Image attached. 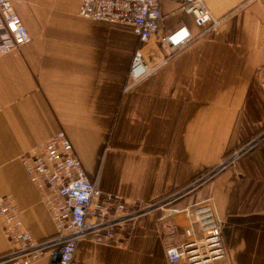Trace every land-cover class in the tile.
Segmentation results:
<instances>
[{
	"label": "crops",
	"instance_id": "0c3cea01",
	"mask_svg": "<svg viewBox=\"0 0 264 264\" xmlns=\"http://www.w3.org/2000/svg\"><path fill=\"white\" fill-rule=\"evenodd\" d=\"M205 3L223 17L216 32L196 24L178 1L161 0L158 31L140 40L131 25L81 16L80 0L13 2L31 40L0 54V197L12 198L36 238L55 225L21 157L60 129L99 188L150 201L221 162L248 125L260 128L264 0ZM178 24L193 36L166 57L160 37ZM136 49L154 68L128 86ZM263 179L251 198L243 188L247 167L230 165L175 202L212 197L227 257L211 264H264ZM179 219L153 211L118 244L83 237L71 264H184L165 253L178 241ZM6 248L0 229V253ZM48 261L44 255L31 264Z\"/></svg>",
	"mask_w": 264,
	"mask_h": 264
},
{
	"label": "built area",
	"instance_id": "2783aa9c",
	"mask_svg": "<svg viewBox=\"0 0 264 264\" xmlns=\"http://www.w3.org/2000/svg\"><path fill=\"white\" fill-rule=\"evenodd\" d=\"M15 0H0V54L19 48L31 35L19 14L13 9ZM194 17L198 25L214 33L223 21L215 16L205 0H176ZM243 2L249 0H242ZM161 0H80L81 16L133 27L140 40L158 31ZM192 33L186 24H178L160 39L169 57L184 46ZM139 49L134 51L128 70V86H132L153 70ZM264 89V81L262 82ZM238 154H236L237 157ZM25 170L40 191L55 225L54 233L36 238L23 225L20 209L9 195L0 197V229L7 248L0 253V264H31L44 255L47 264H71L76 243L83 237L96 242L118 244L129 238L138 220L156 210H165L180 219L178 241L166 246L169 262L211 264L227 257L221 223L216 216L211 196L193 200L182 206L175 202L182 195L206 184L227 166L223 160L205 170L175 192L150 201H127L119 194L104 192L89 178L63 129L24 154ZM180 191V192H179ZM179 192V193H177ZM177 193V194H176Z\"/></svg>",
	"mask_w": 264,
	"mask_h": 264
},
{
	"label": "rangeland",
	"instance_id": "374dc122",
	"mask_svg": "<svg viewBox=\"0 0 264 264\" xmlns=\"http://www.w3.org/2000/svg\"><path fill=\"white\" fill-rule=\"evenodd\" d=\"M260 90L264 96L263 87L260 88ZM261 121H262L261 126L258 129L252 127V125H248L246 138H244L243 140L241 139L239 143L233 146L222 159L224 162L228 163L227 166L240 163L242 166L247 167V176L249 180L244 183L243 188L245 189V191L251 192L250 195L251 198H253L254 184L256 183L259 184L260 180L264 178V169H262V167L259 166L261 164H264V113ZM236 154H238L237 157ZM254 161H257V163L259 164L258 165L259 168L257 167L258 170L255 169L254 167ZM221 170H219L217 173H219ZM199 187H201V185L194 188L193 190L188 191L182 196L185 197L193 194ZM178 189L179 188L175 189V191ZM175 191H171L169 192V194ZM183 197L179 198V200L182 199Z\"/></svg>",
	"mask_w": 264,
	"mask_h": 264
}]
</instances>
